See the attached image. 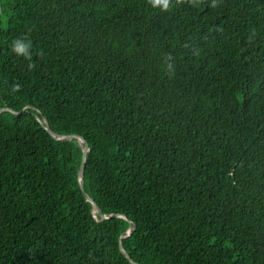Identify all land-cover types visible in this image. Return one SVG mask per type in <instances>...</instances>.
<instances>
[{
	"label": "trees",
	"instance_id": "trees-1",
	"mask_svg": "<svg viewBox=\"0 0 264 264\" xmlns=\"http://www.w3.org/2000/svg\"><path fill=\"white\" fill-rule=\"evenodd\" d=\"M211 5L0 0V264H264V0Z\"/></svg>",
	"mask_w": 264,
	"mask_h": 264
},
{
	"label": "clouds",
	"instance_id": "clouds-1",
	"mask_svg": "<svg viewBox=\"0 0 264 264\" xmlns=\"http://www.w3.org/2000/svg\"><path fill=\"white\" fill-rule=\"evenodd\" d=\"M147 2L152 7H160L162 10L167 11L172 6V0H147ZM184 0H176L177 4L183 3ZM190 4L193 6H196L200 0H188ZM212 7L216 6V0H212ZM254 35V32H253ZM11 51L16 54L17 56H22L26 60L29 61L28 63V70H32L35 68V64L32 63V41L26 37L24 38H16L11 43ZM42 55V53H40ZM173 59L172 55L170 53L165 55V60L167 63V70L173 71L174 66L171 63V60ZM21 90V85L19 83H14L12 86V92H18Z\"/></svg>",
	"mask_w": 264,
	"mask_h": 264
},
{
	"label": "water",
	"instance_id": "water-1",
	"mask_svg": "<svg viewBox=\"0 0 264 264\" xmlns=\"http://www.w3.org/2000/svg\"><path fill=\"white\" fill-rule=\"evenodd\" d=\"M1 6H0V15H1ZM41 122L42 124L44 125H48V120L45 118V119H41ZM48 130L52 133V135L60 140H64V141H67V140H71L74 136H76L79 141L83 142L84 143V154H83V162H82V165H81V168L79 170V179H80V182H81V187L84 189V185H83V178H84V175H85V164H86V154L87 152L90 150V146H89V142L86 140V138H84L83 136H80V135H65V136H58L56 133H54L49 127H48ZM85 195L86 197L91 200L93 203H94V206H95V209H96V212H98L101 216H102V219H108L110 217H114V216H119L118 214H113L111 216H107L103 213L102 209L98 206V204L85 192ZM135 229V226L134 225H131L130 228L128 229V233L127 235L123 236V238H126L128 237L129 235L132 234V232L134 231ZM122 250L125 252V250L122 248ZM126 253V252H125ZM127 256L130 258V256L127 254Z\"/></svg>",
	"mask_w": 264,
	"mask_h": 264
}]
</instances>
